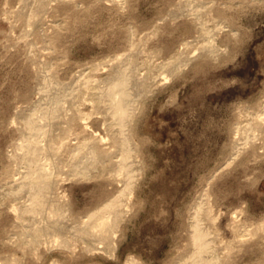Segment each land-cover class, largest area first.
<instances>
[{
	"label": "rangeland",
	"instance_id": "374dc122",
	"mask_svg": "<svg viewBox=\"0 0 264 264\" xmlns=\"http://www.w3.org/2000/svg\"><path fill=\"white\" fill-rule=\"evenodd\" d=\"M42 1L0 0V264H179L191 249L188 228L200 203L211 211L205 223L219 264H264V127L256 128L257 115L264 117V0ZM192 10L212 32L214 54L202 49ZM130 54L139 77L154 80L137 97L134 187L114 254L84 250L73 233L71 250L44 244V236L29 250L30 226L15 209L25 199L9 195L15 173L24 171L12 156L25 116L50 99L56 84L70 87L101 63L96 75L105 77L109 60ZM91 113L87 133L76 127L80 138L98 133L109 143L103 115ZM250 124L247 144L243 128ZM63 149L56 165L69 226L113 186L99 171L69 176Z\"/></svg>",
	"mask_w": 264,
	"mask_h": 264
},
{
	"label": "bare ground",
	"instance_id": "6f19581e",
	"mask_svg": "<svg viewBox=\"0 0 264 264\" xmlns=\"http://www.w3.org/2000/svg\"><path fill=\"white\" fill-rule=\"evenodd\" d=\"M55 1L75 3V0ZM42 2L44 7V3L48 4L49 0ZM186 2L184 6L190 3ZM190 13L200 25L205 42L202 49L209 55L214 54L216 46L211 40L212 32L197 12L192 10ZM131 51H135V45ZM106 65L109 66V71L105 77L96 75L101 63L79 73L73 85H68L70 87L64 83L56 84L55 93L49 94L50 99L44 105L38 104L33 112L26 115L20 127L22 143L17 147L18 153L12 157L16 163L23 165L24 171L15 173L9 195L16 200L25 199L15 209L22 223L30 226L28 232L31 239H24L23 242L31 251L37 250L43 236L44 244L60 245L71 250L73 245L68 239L69 233L83 242L84 250L115 251V235L127 207L125 199L134 187L131 124L137 97L154 78L149 80V75L139 77L138 64L131 60V54L129 57L117 56ZM167 65L171 66L172 71L179 69L176 61L168 62ZM43 86L46 88L48 85ZM87 102L92 104L93 112L103 115L109 143L98 133L80 138L76 127L79 126L82 133H87L90 128L85 122L92 115V111L84 110ZM261 116L257 115L260 117L256 127L259 130L264 127V117ZM254 127L250 124L243 128L248 132L247 144L252 142L253 137L249 135V131L254 130ZM54 128L59 130L58 135H54ZM63 148L68 151L65 163L63 162L64 167H68L70 171H67L68 175L88 176L91 172L99 171L100 176L104 177L103 183L109 182L113 186L112 189H107L106 199L99 207L83 220L76 218L69 226L64 224L67 213L64 206H61L62 196L59 192L61 168L56 165ZM210 216L211 211L203 204L194 208L188 228L191 249L179 264H219L220 256L215 239L205 223V219ZM26 234L27 232L24 233L25 237L28 236Z\"/></svg>",
	"mask_w": 264,
	"mask_h": 264
}]
</instances>
